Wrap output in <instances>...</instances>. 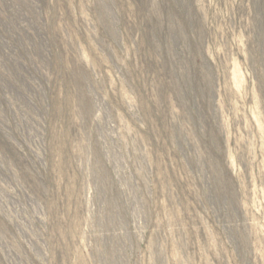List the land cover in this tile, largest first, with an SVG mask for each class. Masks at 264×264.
<instances>
[{"label":"rangeland","instance_id":"rangeland-1","mask_svg":"<svg viewBox=\"0 0 264 264\" xmlns=\"http://www.w3.org/2000/svg\"><path fill=\"white\" fill-rule=\"evenodd\" d=\"M0 264H264V0H0Z\"/></svg>","mask_w":264,"mask_h":264}]
</instances>
